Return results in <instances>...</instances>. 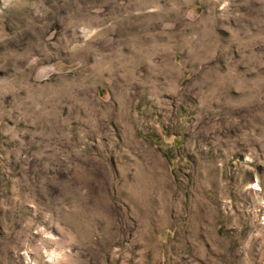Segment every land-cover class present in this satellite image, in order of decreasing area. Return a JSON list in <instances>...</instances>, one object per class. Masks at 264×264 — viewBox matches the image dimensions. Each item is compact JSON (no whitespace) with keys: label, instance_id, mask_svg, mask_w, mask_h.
<instances>
[{"label":"rangeland","instance_id":"1","mask_svg":"<svg viewBox=\"0 0 264 264\" xmlns=\"http://www.w3.org/2000/svg\"><path fill=\"white\" fill-rule=\"evenodd\" d=\"M0 264H264V0H0Z\"/></svg>","mask_w":264,"mask_h":264}]
</instances>
